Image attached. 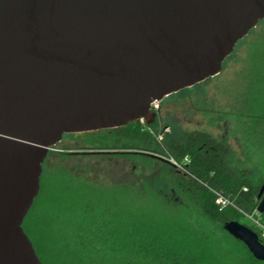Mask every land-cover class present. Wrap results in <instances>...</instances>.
<instances>
[{"label": "water", "instance_id": "obj_1", "mask_svg": "<svg viewBox=\"0 0 264 264\" xmlns=\"http://www.w3.org/2000/svg\"><path fill=\"white\" fill-rule=\"evenodd\" d=\"M262 20L264 0H0V264H42L23 222L65 134L152 124ZM224 227L264 260L252 228Z\"/></svg>", "mask_w": 264, "mask_h": 264}, {"label": "trees", "instance_id": "obj_2", "mask_svg": "<svg viewBox=\"0 0 264 264\" xmlns=\"http://www.w3.org/2000/svg\"><path fill=\"white\" fill-rule=\"evenodd\" d=\"M254 29L259 35L251 42L247 69L252 100L240 115L258 140L252 142L260 150L253 171L243 172L237 153L209 131L163 126L158 118L76 133L94 154L148 164L164 159L170 193L96 185L64 170L42 173L40 192L23 222L42 264H264L224 227L241 221L237 207L257 206L264 185V20ZM185 156L188 172L171 171L169 159ZM216 191L236 206L221 210Z\"/></svg>", "mask_w": 264, "mask_h": 264}, {"label": "rangeland", "instance_id": "obj_3", "mask_svg": "<svg viewBox=\"0 0 264 264\" xmlns=\"http://www.w3.org/2000/svg\"><path fill=\"white\" fill-rule=\"evenodd\" d=\"M258 35L259 32L254 29L239 42L224 61L218 75L161 100L156 117L163 126L209 131L237 153L239 162L244 165L241 170L247 173L253 171L252 163L258 164L260 161V150L258 151L255 144L252 145L253 141L258 140L250 130V121L245 122L240 117L247 112V102L251 104L252 100V96H248L247 69L250 45ZM247 155L252 157V162L247 160ZM169 161L171 162V158ZM165 166L166 161L162 158L148 164L125 156L88 152L84 142L73 133L65 134L52 147L43 164V173L48 175L64 170L76 178L88 179L96 185L129 186L139 192L146 187H155L162 194H169L170 190L167 189L163 177ZM170 170L179 171V168L173 165ZM240 222L251 224L246 217H242Z\"/></svg>", "mask_w": 264, "mask_h": 264}, {"label": "built area", "instance_id": "obj_4", "mask_svg": "<svg viewBox=\"0 0 264 264\" xmlns=\"http://www.w3.org/2000/svg\"><path fill=\"white\" fill-rule=\"evenodd\" d=\"M159 107H160V101L156 100L152 103L153 111L158 112ZM140 121L142 123H146L144 118H141ZM171 162L175 167L179 168V170L183 172H188L186 165L190 162L189 156H185V158L182 161L171 158ZM244 190L246 191L247 188L244 187ZM216 195H217L216 203L218 204L221 210L230 205L236 206L234 201L229 197L225 196L223 193L216 191ZM259 203L251 210H248L244 207H237V208L242 213V217H246L251 221L250 225L247 224L246 225L252 228L258 234L260 240L264 243V212H261L258 209Z\"/></svg>", "mask_w": 264, "mask_h": 264}, {"label": "flooded vegetation", "instance_id": "obj_5", "mask_svg": "<svg viewBox=\"0 0 264 264\" xmlns=\"http://www.w3.org/2000/svg\"><path fill=\"white\" fill-rule=\"evenodd\" d=\"M158 113V112H157Z\"/></svg>", "mask_w": 264, "mask_h": 264}]
</instances>
